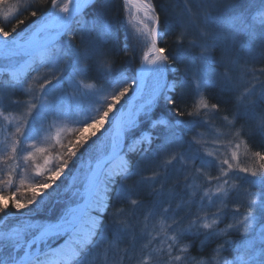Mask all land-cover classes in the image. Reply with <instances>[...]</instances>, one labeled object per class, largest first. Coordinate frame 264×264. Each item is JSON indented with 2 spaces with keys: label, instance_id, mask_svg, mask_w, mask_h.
Listing matches in <instances>:
<instances>
[{
  "label": "snow or ice",
  "instance_id": "snow-or-ice-1",
  "mask_svg": "<svg viewBox=\"0 0 264 264\" xmlns=\"http://www.w3.org/2000/svg\"><path fill=\"white\" fill-rule=\"evenodd\" d=\"M113 3L51 0L46 14L31 7L24 10L35 18L30 25L15 5L3 13L5 20L16 15L0 26V73L7 74L0 78V117L13 122L6 113L19 101L11 96L23 90L31 97L25 118L16 125L24 141L38 136L49 118L76 127L67 129L74 136L67 145L57 135L61 153L36 165V175L47 173V179L27 185L30 198L21 201L14 192H0V264H87L83 257L89 248L96 249L103 264H109L108 254L114 250L117 264H189V248L197 241L203 247L216 237L234 234L238 238L225 239L214 250L216 264H264V151L252 152L251 165L239 162L242 143L245 158L249 141L258 139L264 147V67L256 68L264 63V0H187L170 17L154 0H122L127 18L119 25L110 16ZM6 4L9 0H0V6ZM178 27L182 31L175 49L161 46ZM121 35L123 47L117 49ZM65 36L67 43L62 41ZM120 51L138 59V67L117 68L111 58ZM40 69L49 74L39 82L38 92L31 85L24 89L25 74ZM87 79L99 87L84 83ZM211 88L219 89L224 99L210 103L205 94ZM4 100L10 103L5 106ZM189 100L192 111L182 107ZM86 104L99 107L86 109ZM222 108L230 129L224 136L234 132L230 157L196 147L202 137L195 129L207 128ZM185 116L190 119H182ZM157 128L163 135L154 139ZM189 134L193 138L185 140ZM213 139L220 145L219 135ZM20 143L12 141L7 159L15 158ZM33 158L32 153L24 157ZM53 159L57 164L49 168ZM146 165H155L149 176L143 174ZM213 168L218 174H212ZM14 172L12 167L0 184L11 186ZM201 178L203 183L197 185L195 180ZM20 186L25 187L24 179ZM62 187L66 198L60 211L37 220V209ZM252 187L258 190L252 192ZM239 188H244L246 214L236 206L233 222L219 229L226 213L212 208L218 203L226 207L229 194ZM145 191L152 197L148 205L141 199ZM9 202L15 210L11 213ZM141 208H146L145 226L159 217L161 230L171 233L163 258L159 249L150 247L155 239L150 233H145V238L151 236L148 242L136 248L134 221ZM129 237V247L119 251L116 241ZM185 239L191 243L184 244ZM225 249L232 259L221 258Z\"/></svg>",
  "mask_w": 264,
  "mask_h": 264
},
{
  "label": "trees",
  "instance_id": "trees-1",
  "mask_svg": "<svg viewBox=\"0 0 264 264\" xmlns=\"http://www.w3.org/2000/svg\"><path fill=\"white\" fill-rule=\"evenodd\" d=\"M13 1V0H12ZM16 2L17 6V12L18 13H23V15L20 16L21 19H25L26 24L30 25L31 21L35 18H31L26 12H24L25 9L31 7V8H36L39 9L43 13H47L51 9V0H47V2H43V0H14ZM187 0H154V3L158 8H163L167 10L169 17L179 13L180 10L184 7L185 3ZM189 7H193L194 5L190 4ZM16 13L13 15L15 16ZM13 16L11 18H8L5 20V18L0 17V26H5L8 24V21L13 20ZM110 16L113 20V22L117 23L119 25V22L121 21L122 17L126 19V14L125 11H122V0H114V3L111 7L110 11ZM167 17L162 16V20H166ZM24 27V26H21ZM182 29L178 27L170 36L165 38V41L161 46L167 47L170 50H174L176 47V41L180 36ZM122 32V30H121ZM62 41L64 43H67L69 41V38L67 36L62 38ZM74 43H78V41H74ZM117 44V49H122L123 47V36L121 35L120 38L116 42ZM111 62L115 64L117 68L124 67L126 70L138 67V59L136 61H133L132 59L126 57L123 53V51L119 52V55H116L111 58ZM3 64V63H2ZM260 67H264V63H257L256 68L259 69ZM43 71H48L47 69H41ZM34 73L37 72H31L29 78L26 80V84L30 85L29 83L32 78L34 77ZM180 74H183V66H180ZM7 74L1 73L0 78H4ZM86 84H92L96 87H99V84L97 81L93 79H87L84 81ZM126 86V85H125ZM50 87V86H49ZM65 89H67V85H65ZM38 90L39 89H35ZM70 91V90H69ZM111 91V90H109ZM179 90H177L174 95H178ZM131 92L129 93V95ZM1 96V95H0ZM206 98L209 99L210 103H215L217 100L224 99V97L221 96L219 89L217 88H211L208 90V92L205 94ZM30 98L29 97H24L21 92L15 93L14 95L11 96L12 101H19V105H12L9 108V112H7V115H12L15 116V121L12 123H6L4 124V119L2 118L0 120V130L3 128L6 131H9L7 133V139H1L0 140L9 143L10 146H0V180H6L8 178V173L11 170L12 167L15 168V172L13 174V184L11 186H6L4 184H0V192H2L5 196L11 195L13 192L15 193V198L18 200H25L31 197V192L28 190L27 185L33 184V183H42L45 182L47 179V173L41 176L36 175V165H44V158L46 156H52L55 157L59 153L63 151V149L60 147V144H57V135H59V139L62 144L67 145L68 141L70 139H73V133L70 131H67L68 128H75L76 125L71 123L70 121H64L61 122L59 120H55L53 118H49L47 122L44 124V130L36 136L34 139H28L27 141H24V138L16 134V125L20 123L24 118V114H20L22 111L21 107V102H26ZM102 103L103 98H101ZM107 102L110 101V96ZM10 103V101H9ZM99 107V105H85L86 109L90 108H95ZM186 109V111H192L191 108V100L188 101L186 105H183ZM228 107H231L229 105ZM2 110V108H1ZM163 106L161 108V111H163ZM169 116L174 115L172 112H168ZM228 115V113L224 110V108L221 109V112L219 114V118L216 120H213L210 122L209 126L207 128H197L195 129V133L199 134V137H203L201 142H204L208 140V135L207 132L211 131L215 133L216 135H219L221 137V140H224L221 145L224 147H221L222 151L219 153L221 156H229L231 155V146L229 145V140L232 139V136L234 135V132H232L230 135L227 137L224 136V134L230 133L229 127L225 126L226 122L223 121V116ZM177 119H181L177 117ZM182 119H190V117H183ZM204 119H209L208 117H204ZM229 119H231V115H229ZM237 128L240 127V124L236 125ZM26 130L22 126V131ZM163 132L161 129L157 128L153 130V138L155 139L156 137L162 136ZM193 136L189 134L188 136L185 137V140H190L192 139ZM21 140L22 143L17 145V153L15 155L14 159H7V154L10 152L11 144L13 140ZM201 139V138H200ZM35 145V146H33ZM142 147V146H141ZM197 148L202 149V147L197 146ZM37 148H44L46 151L44 153L37 152ZM247 150H248V158H245V144H241L240 147V164L241 166L244 165H251L255 163V161L252 159V152L254 151H264V147L261 146V141L260 140H254V141H249L247 144ZM29 153L33 154V159H28L25 160L24 157L28 156ZM170 158V157H168ZM162 163V161H161ZM235 163V162H234ZM57 164V161L53 159L50 164L48 165L49 168H54ZM71 166V162H70ZM155 168V165H146L143 169V174L145 176H149L152 174L153 169ZM213 175L218 174L217 169L213 168L210 170ZM24 179L25 181V187L20 186V180ZM133 179H138V177H134ZM201 181L203 182L202 178L201 179H196L195 183L197 185H201ZM189 182H192V178L189 177ZM59 183V182H58ZM127 183L131 184L132 180L127 181ZM175 181H173V184ZM238 183V182H237ZM159 187V185H157ZM169 187H172V184L169 185ZM245 188L248 187L247 185L244 186ZM252 192H256L258 189L255 187H252L249 189ZM66 198V193L63 190V187L58 190L57 192H53L52 196L49 198V201L47 205L41 207L40 209H37V213H40L41 211H48L51 210L52 207L56 206L57 201L63 202V200ZM141 199L143 200L145 205L150 204L152 197L148 194L147 191H145L142 194ZM177 203H180L179 200L176 201ZM245 203H246V198H245V192L244 188H239L238 191H234L229 194V197L226 199V204L227 206L223 204H217L215 207L212 208V211L215 212L218 209L222 210L226 215L223 216V222H218L217 227L219 229H223L226 227L228 223L233 222V216H232V209H234L236 206H241V212L245 213ZM9 209L8 211L11 213L15 211L11 207V203L9 202ZM34 207V206H30ZM117 207H126L124 205H120ZM216 209V210H215ZM115 208L109 209V214L114 211ZM23 211H27L26 209ZM251 211V209H249ZM256 215L257 219L261 220V213L259 209H256ZM52 213V212H51ZM146 213V208H141L138 213H137V220L134 221L136 227H135V234H136V248L139 249L140 247L143 246V244L148 242V239L151 238L152 234L155 232L154 229H157V223L159 222L160 218L158 217L156 220L152 221L149 220L147 222V226H145V221H144V214ZM246 214V213H245ZM209 216H211V213H209ZM54 217V216H52ZM242 218V216L240 217ZM262 223H264V220H261ZM104 223L108 224L109 219L106 217L104 219ZM184 227H187V224L184 225ZM258 230V228H257ZM145 233H150L151 236L145 238ZM171 235V234H170ZM238 236L236 234L232 235L231 237H226V236H220L216 237L208 242L205 243L203 247L200 246L199 241L196 242L195 247H190L189 248V254H190V261L189 264H193L194 261H204L205 264H214L213 261V256L215 254L214 250L219 247L221 243L225 239H236ZM201 239L203 237L201 236ZM160 239L157 241H152V244L150 247L159 249L160 252L158 253L159 256L162 255V253L166 252V250H163L162 243L161 247L159 248L158 243ZM161 242V241H160ZM184 244H190L191 241L188 239H185ZM131 243V238L127 239H121L119 241H116L117 249L119 251H123L124 249L129 247V244ZM109 264H117L118 256L116 251H112L109 254ZM165 253L163 254L164 257ZM221 258L222 259H232V256L229 255V250L225 249L221 253ZM83 259L87 262V264H103V260L101 257L97 255L96 249L95 248H89ZM125 264H136L135 260L132 261H126Z\"/></svg>",
  "mask_w": 264,
  "mask_h": 264
},
{
  "label": "rangeland",
  "instance_id": "rangeland-1",
  "mask_svg": "<svg viewBox=\"0 0 264 264\" xmlns=\"http://www.w3.org/2000/svg\"><path fill=\"white\" fill-rule=\"evenodd\" d=\"M60 2H61V0H58V3H60ZM12 5H15L16 6V2L14 0L13 1L12 0H9V4L0 6V17L5 18L4 15H3V13L5 11H7V8L9 6H12ZM16 8H17V6H16ZM125 14H126V18H127V12L126 11H125ZM11 17L12 16H10L8 18H11ZM2 63H3V61H0V66H2ZM48 74H49L48 71H43L41 69H40L39 72L34 73V77L29 82V83H31L30 85L33 87V89H39V82L43 81L44 77L46 75H48ZM29 76H30L29 74H27V73L25 74L26 80L29 78ZM28 86H29L28 83L27 84L24 83L23 88L24 89H27ZM19 92H21L24 97H29L30 98L28 101L21 102L20 103L21 104V107H22V111H21L20 114H24V116H26L27 111H28V104L31 101V97L28 95V93L26 91H23V90H17L15 93H19ZM0 95H1L0 96V99H2L3 93H0ZM8 104H9V101H7V100H4L3 101V105L7 106ZM0 110H1V108H0ZM2 118L3 117H0V120ZM11 118H14V120H13V122H14L15 121V116L12 115ZM6 123H8V121H5L4 120V124H6ZM8 132L9 131H6L4 128L2 130H0L1 139H3V138L4 139H7V137H8L7 136V133ZM205 135H208V138H207L208 140H206L204 142H201L202 139H203V137H204V135H203L202 138L200 139V143L197 144V146L202 147L201 151L202 152H204V151H216L218 153H221L222 149H221V146L220 145H221V143L224 142V140H221V137H220V145H218V144H216L214 142V139H213L215 136H217L215 133H213L211 131L210 132L208 131L207 134H205ZM2 145H4V146H10L9 143H6V142L0 140V146H2ZM202 183L203 182L201 181V184ZM48 191H51V190H48ZM213 191H215V187L214 186H213ZM57 203H59V204H57L56 206L52 207L51 210H48L47 212L46 211H41L40 213H38V215H36V219L37 220H40V221H43L45 218H49V217L55 216L60 211V205L62 204V202L57 201ZM201 215H203V213H201ZM154 230H155V232L152 234V236L155 237L154 241H157L158 242V240L160 239L161 242L159 241V243H158L159 248L161 247V243H162L163 250H166L167 251V245H168L169 241L166 239V236L167 235H170L171 233H168L166 229L163 230V231L161 230L160 220L157 223V229H154ZM164 253L166 254V252H164ZM164 253H162V255L160 256L161 258H163V254ZM213 263L216 264V261H213Z\"/></svg>",
  "mask_w": 264,
  "mask_h": 264
}]
</instances>
